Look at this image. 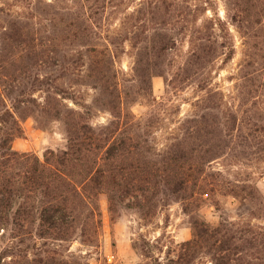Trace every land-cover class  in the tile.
<instances>
[{"label": "rangeland", "instance_id": "obj_1", "mask_svg": "<svg viewBox=\"0 0 264 264\" xmlns=\"http://www.w3.org/2000/svg\"><path fill=\"white\" fill-rule=\"evenodd\" d=\"M243 1L0 0V73L20 98L23 90L33 93L39 103L45 102L47 94L57 103L51 86L46 92L33 84L38 75L46 76L51 83L57 80L74 97L66 101L70 108L90 110L89 121L94 126H105L113 115L105 106L109 98H99V91L118 85L123 100L129 103V113L140 120L135 128L145 137L151 134L153 148L167 149L175 137L183 135L190 120L207 113L218 123L215 142L221 139L222 145L220 157L208 167L209 193L197 190L188 201L163 197L149 216H142L130 206L131 199L111 212L103 195L98 229L88 225L84 236L79 230L71 240L46 245L44 241L35 245L29 240L23 243L19 239H1L0 258L9 254L2 264L12 262L11 253H30V257L51 254L62 264H214L207 244L187 245L195 238V220L213 225H249L255 232H264V205L257 204L264 201V31L258 43L256 37L245 36L232 22L236 3ZM262 1H245L244 7L248 2L252 6ZM164 2L170 6L153 15L152 7ZM257 14L251 9V21L260 18ZM218 17L229 27L221 31L217 25L216 33L227 37L220 38L221 42L227 41L231 48L211 64H195L187 75L185 68L198 28L206 19L217 22ZM261 24L264 26V15ZM157 29L169 33L174 49L163 68L165 76L157 75L151 80L152 95L148 93V83L137 77V60L138 51ZM94 47L113 52L118 74V79L110 77L100 82L98 89L89 84L93 83L88 77L89 56L84 55ZM232 49L235 53L229 58ZM28 50L34 54L32 62L27 58ZM80 51L83 59H78ZM57 53L61 60L65 54L70 61L66 71L58 68ZM143 68H148L147 62ZM166 77L171 82L169 86ZM140 87H147L146 96L139 95ZM22 126L23 134L13 142L15 150L44 159L48 150L67 145L60 121H53L51 130H45L32 117L25 116ZM241 185H255L262 200L253 202Z\"/></svg>", "mask_w": 264, "mask_h": 264}, {"label": "trees", "instance_id": "obj_2", "mask_svg": "<svg viewBox=\"0 0 264 264\" xmlns=\"http://www.w3.org/2000/svg\"><path fill=\"white\" fill-rule=\"evenodd\" d=\"M245 1L250 0L236 3L237 12L231 15V20L245 36L253 35L259 43L264 31L261 24L264 1L252 6L248 2L244 7ZM164 6L170 5L164 2V5L152 7L155 8L153 15L163 11ZM251 9L258 12L260 18L251 21ZM207 10L204 8V12ZM188 22L192 20L188 18ZM217 25L221 31L229 27L227 21L218 17L217 22L206 19L202 28H198L199 35L193 39L195 45L185 68L187 75L195 64H211L226 48H231L227 41L221 42L220 38L227 37L216 33ZM255 28L258 30L254 33ZM173 44L168 32L157 29L148 37V44L138 51L137 77L142 83H148L147 90L152 95L151 80L157 75L165 76L163 68L174 49ZM234 53L232 49L229 58H233ZM59 54L56 55L58 68L66 71L70 61L65 54L61 60ZM87 54L88 77L93 82L89 84L98 89L100 82L110 77L118 79L112 51L94 47L84 55ZM27 58L32 62L31 50L27 51ZM78 59H83L81 51ZM144 62L148 63L147 69L143 68ZM167 82L169 86L168 78ZM33 84L46 92L51 86L57 103L48 94L45 102L39 103L33 93L23 90L20 98L16 88L0 73V240L19 239L23 243L29 240L35 245L44 241L46 245L71 240L79 230L84 236L88 225L96 229L100 225L99 202L103 195L109 201L111 212L126 199H131L130 206L142 216H149L163 197L188 201L197 190L209 193L206 188L208 167L220 157L222 148L221 139L215 142L219 127L216 120L209 118L211 113L190 120L182 136L175 137L167 149L159 150L151 146L150 133L145 137L135 128L140 120L129 113V103L123 100L124 94L118 85L112 90L100 88L99 98H109L105 106L113 119L108 125L94 126L89 121L92 118L88 116L90 110L80 111L67 105L66 101L74 97H70L57 80L51 83L50 78L38 75ZM146 88L140 87V96H146ZM25 116L32 117L45 130H51L53 121H60L67 134L66 147L48 150L44 159L15 150L13 142L24 132L22 120ZM241 188L253 202L262 200L255 185H241ZM257 204L263 206L264 201ZM194 228L195 238L187 245L207 244L214 264H264V232H255L249 225H213L200 219L194 221ZM29 255L11 253L12 262L7 264H62L51 254ZM7 256L9 254L1 256L0 264Z\"/></svg>", "mask_w": 264, "mask_h": 264}]
</instances>
